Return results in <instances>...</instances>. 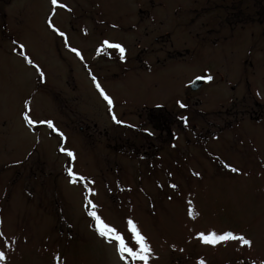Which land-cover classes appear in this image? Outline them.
Listing matches in <instances>:
<instances>
[{"label":"rangeland","instance_id":"rangeland-1","mask_svg":"<svg viewBox=\"0 0 264 264\" xmlns=\"http://www.w3.org/2000/svg\"><path fill=\"white\" fill-rule=\"evenodd\" d=\"M6 2L0 264H143L96 234L86 195L126 239V221L138 225L148 264H264V0H59L67 8L52 22L83 60L48 28L50 0ZM104 40L122 45L124 58ZM68 167L94 181L91 193L70 182ZM213 231L252 244L197 239Z\"/></svg>","mask_w":264,"mask_h":264},{"label":"snow or ice","instance_id":"snow-or-ice-1","mask_svg":"<svg viewBox=\"0 0 264 264\" xmlns=\"http://www.w3.org/2000/svg\"><path fill=\"white\" fill-rule=\"evenodd\" d=\"M50 4L52 6V12L46 18V23H47L48 28H50L54 33H56L57 35H59L63 39L64 45H65V47H67L69 49V51L73 52L77 57H79L81 60H83L84 57L81 54V52L77 48L71 47V45L69 44L67 34L64 31L60 30V28H58L52 22V16L55 15L56 8L57 7L67 8V5L59 3V0H50ZM68 11H71V10L68 9ZM102 43L104 46H106L108 48L118 49L120 52L121 59L124 58L125 48L122 45L111 44V43H109L108 40H104ZM97 51L99 52L100 49H97ZM24 59L26 60V62L29 65H31L33 68L36 69L37 73L39 74L41 81H43L45 74L41 70L39 65L35 64L33 62V60L30 59L28 56H25ZM199 78L200 77H198V79ZM204 78L207 79L208 81H211L213 79V77L210 75L207 77H204ZM92 81L94 83L95 88L97 89L100 96L102 97V99L104 101H106V103L108 105V111H109V113L112 114V117H111L112 120L117 124L123 123L122 121H120L116 117L115 113L113 112V104H114L113 99L107 94L105 89L102 87V85L99 83V81L97 80V78L94 75L92 76ZM177 104L180 108L186 107V105L179 100L177 101ZM25 107L26 108L28 107L27 103H25ZM181 119L184 121L187 120L186 117H181ZM24 120L29 125L37 123V121H34L33 119L30 118V116L27 112L24 114ZM38 122L41 124H45L49 129H52L54 132H56L62 140L64 139V134L62 132H60V130L55 127L52 120H40ZM148 134L151 135V133H148ZM60 151L65 153V155L68 158H70L71 161H75L76 157L72 151L67 150L64 147H61ZM223 167L232 173H239V171H240L238 168L231 166L228 163H224ZM66 171H67L68 177L70 178L71 183L75 184L78 181L83 182L84 187H85V191L88 193H91L92 190L90 188H88L87 185L90 183H94V181L88 180V178L85 176L78 175L77 173L74 172L72 167H68L66 169ZM194 175L198 176L199 173H194ZM170 187L175 189L177 187V185L172 184V185H170ZM84 199H85V207L89 209L88 210V216L91 217V219L93 221V227H94L96 234L99 237H101L102 239H104L107 243H114L115 250L120 255V258L122 260H124L125 258H130L133 261H141V262H143V264H148V258H149V255L151 253V249H150V246L147 242L146 237L141 233V230L138 227V225L131 218H129L126 221L127 232L129 234L128 238L126 239L125 234H123L121 231H119L117 227L107 223L100 215L97 214V212L95 210L97 205L95 203H93V201L91 199H89L87 195L85 196ZM169 199H171V197H169ZM188 203H189V205H191L192 202L189 201ZM188 215H189V217L194 216V213H193V210L191 209V207H189ZM0 237H3L2 232H0ZM197 239H199L202 243L208 244V245H216L218 243H221V242L226 243L228 241H238L245 246H251V244H252V241L250 239H247L244 235L237 236L232 231H226L222 234H217L214 231L209 232L207 234L200 232L197 234ZM3 260H5V254L3 252H0V261H3ZM200 264H204V261H200Z\"/></svg>","mask_w":264,"mask_h":264},{"label":"water","instance_id":"water-1","mask_svg":"<svg viewBox=\"0 0 264 264\" xmlns=\"http://www.w3.org/2000/svg\"><path fill=\"white\" fill-rule=\"evenodd\" d=\"M201 84H202L201 79L200 78L196 79L195 81H193V83H191L190 88L192 90H196L197 88L200 87Z\"/></svg>","mask_w":264,"mask_h":264},{"label":"flooded vegetation","instance_id":"flooded-vegetation-1","mask_svg":"<svg viewBox=\"0 0 264 264\" xmlns=\"http://www.w3.org/2000/svg\"><path fill=\"white\" fill-rule=\"evenodd\" d=\"M7 2H8V1H7ZM7 2H6V0H2V3H0V5H1L0 7H2V5H5ZM0 14H3V13H2V9H0ZM5 16H6V15H5V13H4L2 17L5 18ZM232 18H233V17H232ZM219 19H220V18H219ZM225 21H227V23H228L229 26H232V25H231V21H230L229 19H225ZM229 26H228V27H229ZM231 28H232V27H231Z\"/></svg>","mask_w":264,"mask_h":264}]
</instances>
